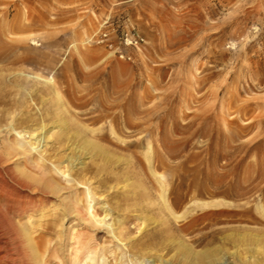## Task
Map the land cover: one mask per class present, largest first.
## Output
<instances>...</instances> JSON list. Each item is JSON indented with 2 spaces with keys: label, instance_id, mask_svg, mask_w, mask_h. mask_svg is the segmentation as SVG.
Listing matches in <instances>:
<instances>
[{
  "label": "rangeland",
  "instance_id": "obj_1",
  "mask_svg": "<svg viewBox=\"0 0 264 264\" xmlns=\"http://www.w3.org/2000/svg\"><path fill=\"white\" fill-rule=\"evenodd\" d=\"M127 32L145 41L124 47ZM38 127L105 148L91 150L87 165L103 169L87 176L148 264H216L224 252L264 264V0H0V254L15 252L0 264H37L31 230L41 264H72L77 249L116 264L107 229L65 214L11 151L14 128L34 142ZM56 141L58 158L68 150Z\"/></svg>",
  "mask_w": 264,
  "mask_h": 264
},
{
  "label": "bare ground",
  "instance_id": "obj_2",
  "mask_svg": "<svg viewBox=\"0 0 264 264\" xmlns=\"http://www.w3.org/2000/svg\"><path fill=\"white\" fill-rule=\"evenodd\" d=\"M33 43L37 44L36 40H34ZM58 97L60 99H62L60 93H58ZM60 119H61V122L66 123V120L64 119V117L60 118ZM54 122H56V121H54ZM68 126H69V124H68ZM65 128L66 127H64L63 129H65ZM92 130H93V128H92ZM52 131H55V130H53V129L45 130L44 127H38L36 129H34L33 132H32V134H33V139L32 140L34 142H32L30 140L28 142H25L24 138H25V136L27 134V131L14 128V132L18 136V139L15 141V143H12V141L10 139H8L7 140L8 143H9L8 145H10V149H11L12 152L15 153V151H16L15 156L18 155V156H20V158H22V157L23 158H27L28 163L35 164L39 168V170H40L39 175L40 176L38 175V181H39V183L41 182L40 185L44 184L47 188L51 189V192L53 191L54 193H56L60 197H62L60 200L64 204L63 206H65V210L64 211L67 212L65 214H69L70 213V214H72L71 217L79 218L82 221L89 223L90 227L96 228L97 230L102 228V227L107 229L108 233L111 236H113V238L118 242L117 243V248L120 251L118 249L117 250L120 252L119 253L120 254V260H117L116 264H126V262H131V263H134V264H137V263L148 264V258L150 256L146 257L147 253L143 254L142 256H140V255L138 256V255H134V254L130 253L129 250H127L126 247L128 245V241H125L124 236L122 238L121 235H118V233H117L118 228L115 225L116 224L115 220L113 219L114 220L113 222L110 221V219L112 217V214H113V211H112L113 209H112L111 205L106 201L105 197L100 196L95 191V188L93 186V182H92L91 178L87 176L89 172H91L92 170H95L96 167H98L97 165H94V166H91V167L89 165H87L88 164V160L93 158V157H95V156H93L92 151L94 150V148H98L99 150H103L105 148H103L94 139H91L90 137H87L88 135L87 136H85V135L81 136L82 133H80V132H77V133L74 132L76 134H72V133L60 134L58 136L59 139H56L57 140L56 141L55 139L52 138V136L54 137V134L52 133ZM93 134H95V133H93ZM80 136H81V138H78ZM53 140H55L57 143H59L60 146L63 145L65 147V145H67V150H68L67 153L64 152L63 155L60 153L62 156L58 157V158H57V156H56L57 154H55V152H54L55 155L54 154L53 155H49L48 152H47L48 151L47 146L50 143L52 144V142H55ZM64 147H63V149H64ZM13 149H14V151H13ZM33 152H39V156L36 159L32 158L30 156V154L33 153ZM94 153H95V151H94ZM110 153L111 152H109V154ZM111 154H113V153H111ZM10 155H9V157H10ZM105 155L107 156V154H105ZM111 157L113 158V156H111ZM95 159H96V157H95ZM93 161H95V160H93ZM96 161L94 163L98 162V161L97 162ZM109 161H111V160H109ZM150 161H151V158H150ZM25 162H26V160H25ZM100 162L101 161H99V163ZM107 165H109V164H107ZM25 167H26V165H25ZM24 168L21 167V169H20L21 171L20 172L23 175H25L26 179H27L28 178L27 176H31V174H29L30 170L28 172L27 171L28 167H27L26 170ZM97 169L100 170L101 167H100V169L99 168H97ZM52 173H54V175H52ZM113 173H116V172H113ZM116 175H118V174L116 173ZM118 176H120V175H118ZM29 179H31V177ZM120 179H121V177H120ZM15 180H16V182L19 185H21L23 187L28 186L26 181H24L19 176H17ZM126 181H129V180H126ZM36 182H37V180H36ZM35 184L38 185V183H35ZM45 186H43V188H45ZM80 189H83V194H80V192H79ZM47 191H48V189H47ZM37 192H39V191H37ZM42 192H44V191H42ZM212 205L213 204H211V203L203 204V206H212ZM99 209L103 210V214L99 213ZM176 216H177V214H176ZM178 216H179V214H178ZM31 232H33V230H31ZM31 232L27 231V235L29 237V242L28 243H29V245H31L33 247V250H34L33 252H35V257L37 258L36 262H34V263L41 264L42 259H41L40 253L38 252V248H37V240H36L37 238L35 239L32 236L33 234ZM89 243H90V241H89ZM134 243H136V242H133V244ZM22 244H23L22 241H18L17 242L16 249H18V251H21L23 249V247H22L23 245ZM137 245H138L140 250L143 249L144 245H142V243L138 242ZM32 247H31V249H32ZM4 250H5L4 246H2L0 251H4ZM144 250L146 251V249H144ZM188 250H190V249H188ZM188 250H187V252H188ZM150 251H152V250H150ZM90 252L91 251H87V253H86V251L84 249L83 250L82 249H77L74 252V254L71 255L72 256V264H97L96 256L94 254L90 253ZM14 253L15 252H10L9 250H7L5 254H2V255L0 254V263L2 262V260H6V259H11L12 261H14V259H13L14 258L13 257ZM234 253L239 255V251L234 252ZM43 254L44 253H42V255ZM192 254L196 255V253H194L193 251H192ZM205 254H206L205 250L201 251V253L198 251V256L205 255ZM158 255H159L158 256L159 259H157L158 257L156 259L161 261V263H155V264H171L170 263L171 260H169V259L166 260L164 255H160V254H158ZM170 258H171V256H170ZM43 259H45V258H43ZM191 260H192V258H191ZM43 261H42V263H44ZM152 261H156V260L154 259ZM215 262H216V260H215ZM195 264H197V263H195ZM216 264H229V262H227V253L226 252H224L222 255H220V257H219V259H218Z\"/></svg>",
  "mask_w": 264,
  "mask_h": 264
},
{
  "label": "built area",
  "instance_id": "obj_3",
  "mask_svg": "<svg viewBox=\"0 0 264 264\" xmlns=\"http://www.w3.org/2000/svg\"><path fill=\"white\" fill-rule=\"evenodd\" d=\"M105 38H102L101 41H104ZM145 41V39L137 34V33H132V32H127L123 38H122V43L124 44V47H139V45ZM111 46H113V44H111ZM122 50H120L121 52ZM122 57H125L124 54H121Z\"/></svg>",
  "mask_w": 264,
  "mask_h": 264
}]
</instances>
